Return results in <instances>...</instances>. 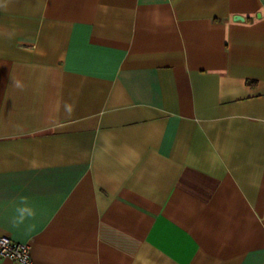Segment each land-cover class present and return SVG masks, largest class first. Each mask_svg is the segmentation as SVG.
<instances>
[{"label": "crops", "instance_id": "1", "mask_svg": "<svg viewBox=\"0 0 264 264\" xmlns=\"http://www.w3.org/2000/svg\"><path fill=\"white\" fill-rule=\"evenodd\" d=\"M1 237L264 264V0H0Z\"/></svg>", "mask_w": 264, "mask_h": 264}, {"label": "built area", "instance_id": "2", "mask_svg": "<svg viewBox=\"0 0 264 264\" xmlns=\"http://www.w3.org/2000/svg\"><path fill=\"white\" fill-rule=\"evenodd\" d=\"M0 258H9L19 264H35L27 243L14 242L6 237L0 238Z\"/></svg>", "mask_w": 264, "mask_h": 264}, {"label": "clouds", "instance_id": "3", "mask_svg": "<svg viewBox=\"0 0 264 264\" xmlns=\"http://www.w3.org/2000/svg\"><path fill=\"white\" fill-rule=\"evenodd\" d=\"M19 211H20L21 219H23L25 215L28 216L32 215V210L27 207L21 208Z\"/></svg>", "mask_w": 264, "mask_h": 264}]
</instances>
